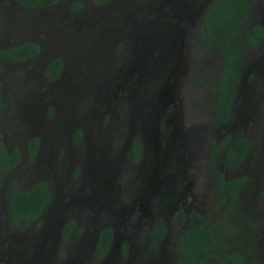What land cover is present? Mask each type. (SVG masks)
<instances>
[{
    "label": "rangeland",
    "instance_id": "obj_1",
    "mask_svg": "<svg viewBox=\"0 0 264 264\" xmlns=\"http://www.w3.org/2000/svg\"><path fill=\"white\" fill-rule=\"evenodd\" d=\"M76 1L81 8L73 7ZM163 1L59 0L31 7L0 0V49L24 41L41 46L35 59L0 66L6 105L1 130L7 148L17 146L22 156L11 172L0 174V263L104 264L96 257L95 238L105 226L114 233L105 264H143L161 251L171 252L177 228L194 222L195 209L181 212L185 222L170 220L166 240L157 245L149 240L148 225L123 219L132 191L142 192L152 172L171 170L165 176L175 185L167 182L166 198L173 188L184 196L177 205L185 200L186 206L196 196L209 219L224 214L231 219L232 228L220 236L215 251L236 252L243 264H264V40L246 48L232 112L221 121L215 84L224 62L216 51L218 40L209 35L214 42L206 41L201 33L206 13L218 0L170 1L169 7L175 2L185 6L178 10L181 22L169 12L157 14ZM250 9V24L264 28V0H254ZM56 57L63 68L52 79L46 67ZM167 78L163 106L150 96L151 85ZM128 96L137 109L131 108ZM78 129L83 139H76ZM33 136L43 144L31 158L27 143ZM134 137L143 143L140 163L129 152ZM243 137L251 140V149L241 163L232 164L226 151ZM109 160L117 166L111 177L105 172ZM215 168L243 180L232 205L219 202ZM12 180L23 189L48 180L57 192L53 212L12 223ZM77 196L81 205L72 201ZM144 210L156 213L155 208ZM68 218L77 224L64 238Z\"/></svg>",
    "mask_w": 264,
    "mask_h": 264
},
{
    "label": "trees",
    "instance_id": "obj_2",
    "mask_svg": "<svg viewBox=\"0 0 264 264\" xmlns=\"http://www.w3.org/2000/svg\"><path fill=\"white\" fill-rule=\"evenodd\" d=\"M19 2L31 7H43L59 0H18ZM106 2L110 0H95ZM253 0H218L207 14L205 30L211 37H215L219 43L218 47L223 54L224 65L222 69L221 80L215 86V91L219 96L220 110L218 115L222 119L228 114L230 101L234 96L236 85L239 81V69L243 62L244 49L247 44L257 45L264 37V28L261 25L249 24L250 7ZM75 9L82 7L81 1H76L73 5ZM218 27L219 29H216ZM218 33H222L223 39ZM41 52V46L35 41H24L9 48L0 49V66L3 62L10 61L15 63H24L35 59ZM63 68L61 58H54L46 68L50 78H57ZM5 86L0 78V174L11 172L21 161V151L15 146L8 149L4 142V135L1 130V121L6 112L3 92ZM248 141L244 138L236 142L234 148L227 153L228 158L239 162L242 160L248 149ZM29 152L32 156L37 153L39 147V138L35 137L29 142ZM137 148V147H136ZM219 181L222 183L223 195L221 203L229 200L232 202L237 196L234 187L240 183V180H227L222 173H219ZM10 192L9 214L11 222H30L37 219L43 210L52 200V190L48 181H40L29 189H23L16 180H12L8 186ZM223 223V222H218ZM217 223L206 221L205 223L185 231V244L182 251L187 264H205L208 258L212 256L213 244L215 243L214 234L220 233L221 229L215 227ZM74 223L71 222L65 228L66 234L74 229ZM159 234L162 233L160 229ZM112 238L111 229H105L99 238L98 251L100 255L106 253L110 247ZM221 264H243L239 256H227L221 260Z\"/></svg>",
    "mask_w": 264,
    "mask_h": 264
},
{
    "label": "flooded vegetation",
    "instance_id": "obj_3",
    "mask_svg": "<svg viewBox=\"0 0 264 264\" xmlns=\"http://www.w3.org/2000/svg\"><path fill=\"white\" fill-rule=\"evenodd\" d=\"M171 1L172 3V0H164L162 2V6L159 8V11L160 12H156L157 14L159 15H163L164 13H167L169 12L168 16L175 19L177 18V20H179L180 22L183 21V17L181 16V14L178 12L179 9H182L185 8L184 5H179L177 2L173 3L172 4V7H169V2ZM196 0H193V3L195 2ZM254 1V0H253ZM107 2V1H106ZM192 3V5H193ZM253 3V2H252ZM191 5V6H192ZM251 8V7H250ZM181 10V12H182ZM251 10V9H250ZM249 10V11H250ZM210 11V9H209ZM208 11V12H209ZM208 12L206 13V16H205V20H204V23L201 27V33H202V37L204 40L206 41H212L214 42V40H209V33L205 30V22H206V17H207V14ZM251 12V11H250ZM251 16H249L248 18V21L250 19ZM250 24V22H249ZM251 25H254V24H251ZM216 29H219L218 27H216ZM220 38L223 39V36H222V33H218ZM216 40V38H215ZM219 40V39H218ZM264 40V37L258 42L257 45H254L252 43H249L247 44V46L245 47L244 49V55H243V62L242 64L240 65V69H239V81L236 85V89H235V92H234V96L232 99L235 98V95L237 93V89H238V86L240 84V79H241V68H242V65L244 63V59H245V50L247 47L249 46H252V47H258L260 45V43ZM172 40H169V38H166L165 39V42L167 43H170ZM219 43V41L217 42ZM161 44L164 46V42H161ZM160 44L159 48L162 47V45ZM215 46H217V44H215ZM218 49V51H217ZM216 51L221 55V57L223 58V54L220 52L219 50V47L217 46L216 48ZM40 54V53H39ZM38 54V55H39ZM37 55V56H38ZM54 59V58H53ZM52 59V60H53ZM51 60V61H52ZM223 62H224V59H222ZM50 61V62H51ZM49 62V63H50ZM48 63V64H49ZM223 65V63H222ZM47 68V67H46ZM62 71V70H61ZM62 72H60L61 74ZM48 74V73H47ZM111 75V73L109 74ZM107 76L105 79L106 83L107 81L110 79V76ZM60 76V75H59ZM221 76H222V70H221ZM59 77L55 78V79H58ZM53 79V78H52ZM103 79V81H104ZM221 78H219V80L216 82V84H218L220 82ZM169 83V79H165V80H160V81H156L154 83V85H151V92L153 93L152 95L150 96H155L154 99L155 100H161L163 102V106L165 105V100H164V97L166 95V88H167V85ZM215 84V86H216ZM145 84H142L141 85V89L144 90ZM217 92V91H216ZM127 99H129V105L131 103V108L133 109H137L136 105L134 104V99H131L129 96L126 97ZM148 96H146L144 99H147ZM232 99L230 101V109H229V112L228 114L224 117V119L221 118L220 115H218V110H220V102H219V99L218 100V107L216 109V116L218 117L219 120L221 121H226L227 118L229 117V115L231 114L232 112ZM140 101V99H138ZM148 101H151V99L148 98ZM148 107V106H147ZM145 108V107H144ZM147 109V108H146ZM149 109H150V105H149ZM154 106H153V110H154ZM147 114H151V112H147ZM147 116V115H146ZM143 131V130H142ZM84 132L81 130V129H78L76 131V139H83L84 137ZM37 136H33L31 138L28 139V143H27V146L29 145V142L32 141L33 138H35ZM39 138V137H38ZM244 139H246L248 141V149L246 151V154L244 156V158L247 156V154L249 153L250 151V147H251V140L247 137H243ZM143 139H145L144 135H143ZM242 139V138H240ZM239 140V139H238ZM142 141H140V139H138L137 137H134L133 140H131L130 142V148H129V152L132 156V158L134 159L135 162H138L140 163L141 161V158H142V152H143V143L141 145ZM43 144V140H41L39 138V146ZM96 144H99L98 145V148L101 147V144L99 142H97ZM236 145V142L234 143V145H232V147L229 149L231 150L232 148H234ZM137 147V148H136ZM39 148V147H38ZM13 149V148H12ZM28 150H29V146H28ZM38 150V149H37ZM229 150L226 151V158L227 160L232 163V164H238V163H241L244 158L242 160H240L239 162L237 161H234V160H231L230 158H228L227 156V153L229 152ZM96 152H99V151H96ZM30 154V157L31 158H34L36 156V154L34 156L31 155V153L29 152ZM87 157L89 158V153L87 155ZM115 165L114 161L112 160H109L106 165H105V172L106 174H108L110 177L112 176L113 174V171H114V167L117 168V166H113ZM173 167V166H172ZM174 168L176 170H179V167H177L176 165L174 166ZM107 170V171H106ZM152 172V171H151ZM141 173H144L143 171ZM170 174H173L174 172L169 170L168 171V174H166L165 172H161L160 174L158 173L157 175H154V173L152 172L151 176L148 175V177L144 180V181H147L146 182V186H145V182L143 181V191L142 192H139L136 189H134L132 191V194H131V208L129 210H125L123 212V215H126L127 218H123L125 221H128V222H132L133 223V220L134 222H137L138 224L141 225H148L150 227L149 229V236H150V242L155 245L156 243L158 244L159 242H161L163 239L166 240V235L168 234V230L166 231V228H168L170 225H171V222L170 220L174 219L176 220V222H180V221H187V217L183 216L181 214V212L184 210H191V209H195V212L193 213V219H194V222L192 223H189L187 224L186 226L184 227H180V228H177L176 230V241H175V245L173 247V249L171 250V252L169 251H166L165 253H163L162 251L158 253V255H155L153 257H151V261L148 260L146 262H143V264H168L170 261L172 262V264H187L188 263V259H185L184 255H183V251H182V246L185 244V236H184V233L185 231L191 229V228H195L203 223H205L206 221H211V222H214V223H217V225H215V227L217 229H221L220 233L218 234H214V237H215V243L213 244V250H212V256L208 258V261L207 263L210 261V260H216V259H220L222 260L223 258L227 257V256H239L241 261H243V258L240 254L238 253H218L217 251H215V248L217 250V247H216V243H217V246H218V239L220 238V236H222L223 234H226L228 233L229 230H231L230 228H232V225L230 223V218H227L226 217V214L222 215L221 217H215L214 219H209L208 218V215L204 214L203 211L201 210V200L199 198H197L196 196H193L192 198V201L191 203L187 204L186 206L183 205L185 204V200H182L183 204L180 203L177 205V203L180 201L179 199H182L184 196H179V194L177 193H174L173 192V188H171V191H172V194H170L169 196L167 195V198H166V192L168 191L169 189V186H167V182L170 183V185H175L172 183V179L170 178H167L165 175H169ZM215 176H216V181H217V186L220 190V193H221V198H222V195L224 194L223 192V187H222V183L219 181L218 177H219V173H222L225 177V179L227 180H240V183L237 184L236 187H234V191L237 193L238 195V189L240 187V185L243 183L242 179L239 178V177H235V176H227L225 173H223L221 170L215 168ZM140 174H138V177H139ZM117 176V175H115ZM40 181H48V180H38V181H35L34 183L31 184L30 187H32L34 184H36L37 182H40ZM49 182V181H48ZM163 184V185H161ZM49 185H50V188L52 190V200L50 201V203L47 205L46 209L43 210V212L41 213V215L37 218H41L43 217L45 214H47L48 212H53L52 210V205L54 203V200L56 198V195H57V192L55 190V188L51 185V183L49 182ZM91 185H92V188H91V192L92 193H95L96 190L91 182ZM134 184L130 183L129 186L132 187ZM29 187V188H30ZM28 188V189H29ZM127 190H129L127 188ZM238 196H236L234 198V200L232 202H230L229 200L223 202V203H226L227 205H232L233 202L237 199ZM221 198H220V203H221ZM10 199V198H9ZM72 201L74 202H78L80 203V205L83 203L82 200H80L77 197H74V199H72ZM9 203V202H8ZM222 203V204H223ZM98 204V203H97ZM79 205V207L81 208V206ZM99 205V204H98ZM147 207L148 210H151L152 208H155L156 209V213L155 214H152L151 212H146L144 210V207ZM172 206L174 207L173 209L174 210H171L172 209ZM182 207V208H181ZM8 208H9V205H8ZM121 208V212L124 208V205L122 204L120 206ZM172 211H175L174 213H178V215L176 216H173V212ZM10 216V214H9ZM169 216H172L171 218H169ZM36 219V220H37ZM35 220V219H34ZM155 220L158 222V225L155 224ZM25 222V221H23ZM73 222L74 223V229L69 233V234H66L65 232V228L67 225H70V223ZM218 222H223L222 224L221 223H218ZM164 224V225H160V224ZM76 224H77V221L74 219V218H68V220L65 222L64 226H63V236L64 238L68 237L69 235H71L74 231H75V228H76ZM111 229L112 231V238H111V243H110V247L108 249V251L102 255H100L101 253L98 251V242H99V238H100V235L101 233L105 230V229ZM162 229V233L159 234V230ZM166 231V232H165ZM113 228L112 226H105V227H101V229L99 230L98 232V235L97 237L95 238V245H96V257L97 259H100L102 260V262L105 264L106 262V259L107 257L109 256V253L111 251V248H112V240H113ZM168 239V238H167ZM168 240L166 242V248H167V244H168ZM156 244V245H157ZM164 248V247H163ZM205 263V264H207ZM221 263V261H220ZM219 263V264H220ZM0 264H8L6 262H1ZM142 264V262H141ZM204 264V263H203Z\"/></svg>",
    "mask_w": 264,
    "mask_h": 264
}]
</instances>
